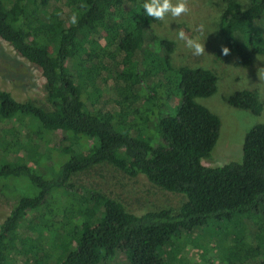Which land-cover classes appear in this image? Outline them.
<instances>
[{"label":"trees","instance_id":"1","mask_svg":"<svg viewBox=\"0 0 264 264\" xmlns=\"http://www.w3.org/2000/svg\"><path fill=\"white\" fill-rule=\"evenodd\" d=\"M143 3L0 0V40L40 71L46 92L41 104L0 88V187L16 198L0 224V264H167L163 251L180 234L237 216L252 224L233 240L246 241L250 229L253 239L264 235V123L245 134L240 162L203 165L221 120L198 100L216 92L217 75L175 65L176 43L157 34ZM213 6L218 55L226 48L235 67L264 57V0ZM224 101L253 115L263 109L255 89ZM57 130L68 145L40 175L30 162ZM104 163L184 201L133 214L95 192L70 194L73 176ZM44 232L59 241L52 249ZM263 248L249 241L247 264H264Z\"/></svg>","mask_w":264,"mask_h":264},{"label":"rangeland","instance_id":"2","mask_svg":"<svg viewBox=\"0 0 264 264\" xmlns=\"http://www.w3.org/2000/svg\"><path fill=\"white\" fill-rule=\"evenodd\" d=\"M218 1L185 0L188 8L186 13L179 17L168 15L162 20L157 19L154 25L159 36L176 43L175 65L205 67L217 75L216 92L208 98L198 100L221 120V129L211 155L209 159L202 161L207 167L240 162L245 134L253 126L264 123V57L256 58L248 67H235L233 57L218 55L221 43L216 34L217 11L213 6ZM240 2L246 6L249 0ZM179 31H183L187 39L201 43L204 46L203 54L194 55L193 49L186 45V41L178 38ZM103 42L100 41L101 44ZM91 77L94 79L95 76L92 74ZM98 80L96 82H99ZM44 85L40 71L16 55L7 43L0 40V88L9 92L18 102L32 100L43 104L46 100ZM95 89L100 93L98 87ZM243 89L257 90L263 103L260 114L253 115L249 111L226 104L225 97ZM176 102L175 99L173 103ZM62 138L63 133L57 130L45 146L37 148L38 156L35 159L38 161L30 162V165H33L40 175L46 170L48 174L53 169L58 151L68 145ZM3 159L14 160L13 155L7 159L3 156ZM70 183L72 185L70 194L75 192L86 197L88 193L95 192L121 203L133 214L161 209L175 210L184 201L182 195L167 192L149 183L142 175L131 178L107 163L96 165L73 176ZM13 188L15 189L10 187ZM12 196L0 187V224L14 204L16 198ZM251 220L237 216L230 221H210L200 229L180 234L174 245L163 251V256L167 264H207L210 260H213L214 264H247L245 251L249 247V241L264 247V235L260 234L258 238L253 239L251 236L253 229H250L247 230L246 241L237 242L233 238L240 237L246 225L252 224ZM58 243L52 233L44 232L42 240L44 248L52 249ZM116 263L117 261L111 264Z\"/></svg>","mask_w":264,"mask_h":264},{"label":"clouds","instance_id":"3","mask_svg":"<svg viewBox=\"0 0 264 264\" xmlns=\"http://www.w3.org/2000/svg\"><path fill=\"white\" fill-rule=\"evenodd\" d=\"M143 9L147 16L162 20L166 16L179 17L186 13L188 8L185 0H144ZM72 22L75 23V16L72 17ZM178 38L186 41V45L193 49L194 55H201L204 52V46L192 39H187L183 31L178 32ZM222 55H227L226 48L221 49Z\"/></svg>","mask_w":264,"mask_h":264}]
</instances>
